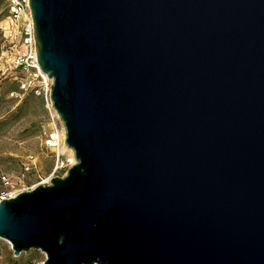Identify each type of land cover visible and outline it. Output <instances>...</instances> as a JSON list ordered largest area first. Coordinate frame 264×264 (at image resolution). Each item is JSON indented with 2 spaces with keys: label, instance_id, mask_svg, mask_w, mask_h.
<instances>
[{
  "label": "water",
  "instance_id": "95a60500",
  "mask_svg": "<svg viewBox=\"0 0 264 264\" xmlns=\"http://www.w3.org/2000/svg\"><path fill=\"white\" fill-rule=\"evenodd\" d=\"M75 162L0 202L41 264H264V0H29Z\"/></svg>",
  "mask_w": 264,
  "mask_h": 264
},
{
  "label": "rangeland",
  "instance_id": "374dc122",
  "mask_svg": "<svg viewBox=\"0 0 264 264\" xmlns=\"http://www.w3.org/2000/svg\"><path fill=\"white\" fill-rule=\"evenodd\" d=\"M16 26L8 14L0 20V122L15 112L28 95H33L34 100L23 105L21 114L24 115L0 125V177L8 176L15 190L26 191L40 182L63 177L71 165L61 139L58 147L45 145L46 137L54 130L62 132L63 126L49 107L46 84L39 75L34 76L36 70L17 64L25 59L27 52L20 27ZM23 83L28 84L25 90L20 89ZM12 85H18V90L9 92ZM28 156H32L35 167L24 171ZM3 189L0 184V190ZM44 259L43 253L34 250L14 257L8 244L0 241V264H41Z\"/></svg>",
  "mask_w": 264,
  "mask_h": 264
},
{
  "label": "built area",
  "instance_id": "2783aa9c",
  "mask_svg": "<svg viewBox=\"0 0 264 264\" xmlns=\"http://www.w3.org/2000/svg\"><path fill=\"white\" fill-rule=\"evenodd\" d=\"M6 3H7V10H8V18L12 23H15L18 26V28L20 27L22 43L25 45L26 52H27L25 59L18 61L17 64L20 66H26L28 68L35 69L37 74L34 76L39 75L42 81L46 84L47 91L49 92V97H50L51 81L49 80L46 81V79H44L46 76L44 77V74L41 73L38 67V64L36 62L35 46H34V38H33V23H32L31 13H30L29 6H28L29 0H7ZM27 87H28V84L23 83L21 84L20 89L25 90ZM33 91L35 94L36 93L37 95L39 94V91L37 89ZM59 142H60V133L57 130L52 131L45 139V145L50 148L58 147ZM32 159H33L32 156L27 157L28 163L24 165L23 167L24 171L32 170L35 167V164L34 162H32ZM47 182H49V180L40 182L36 186L47 185L48 184ZM0 184L4 188L3 190H0V202L4 200L13 199L19 193L31 191L34 187H36V186L30 187L26 189V191L15 190L8 176H5V175L0 177ZM0 241H4L5 243H7L10 249L11 245L9 244V242L2 240V239H0Z\"/></svg>",
  "mask_w": 264,
  "mask_h": 264
},
{
  "label": "trees",
  "instance_id": "16d2710c",
  "mask_svg": "<svg viewBox=\"0 0 264 264\" xmlns=\"http://www.w3.org/2000/svg\"><path fill=\"white\" fill-rule=\"evenodd\" d=\"M7 0H0V20L2 18H4L5 16H7L8 14V10H7ZM18 90V85H12L11 88H9V92H13V91H17ZM32 100H34V96L33 95H28L27 97L24 98V100L22 101V104L19 105L15 112H13L12 114H10V116H8L4 121L0 122V125H4L6 124V122H10V120L13 119H18L19 117H21L22 115H24L25 113L21 114V111L23 109V105L26 102H31ZM35 101H39L38 99H36ZM40 103V101H39ZM21 115V116H20Z\"/></svg>",
  "mask_w": 264,
  "mask_h": 264
},
{
  "label": "bare ground",
  "instance_id": "6f19581e",
  "mask_svg": "<svg viewBox=\"0 0 264 264\" xmlns=\"http://www.w3.org/2000/svg\"><path fill=\"white\" fill-rule=\"evenodd\" d=\"M44 77H45V75H44ZM44 79H46V81H48L49 79H47L46 77L44 78ZM49 81H51V80H49ZM49 107H52V103H51V101H50V97H49ZM59 119V118H58ZM60 125H61V127H62V124L60 123ZM62 132L60 131V139H61V142H62V144H63V148L64 149H66L67 151H68V156H69V160H68V163L70 164V165H72L74 162H75V160H74V154H73V151L71 150V149H69V148H67L66 147V145H65V143H64V139H65V131H64V128L62 127ZM59 150V149H58Z\"/></svg>",
  "mask_w": 264,
  "mask_h": 264
}]
</instances>
